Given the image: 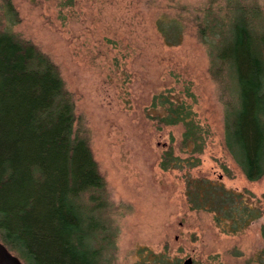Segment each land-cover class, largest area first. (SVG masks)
<instances>
[{"label":"rangeland","instance_id":"obj_1","mask_svg":"<svg viewBox=\"0 0 264 264\" xmlns=\"http://www.w3.org/2000/svg\"><path fill=\"white\" fill-rule=\"evenodd\" d=\"M9 1L16 18L8 29L48 56L73 99L76 127L111 205L105 217L113 246L104 254L111 264H155L140 248L164 253L169 264H264V178L248 182L224 147L231 82L226 74L212 79L209 48L194 21L225 0ZM245 3L261 12L255 25L264 37V0ZM4 10L0 0V17ZM161 17L182 23L180 45H164L155 28ZM160 95L189 105L207 131L195 168L159 167L169 148L189 156L179 149L182 127L156 119L165 114ZM187 176L242 193L260 217L236 233L223 231L211 213L189 207Z\"/></svg>","mask_w":264,"mask_h":264},{"label":"trees","instance_id":"obj_2","mask_svg":"<svg viewBox=\"0 0 264 264\" xmlns=\"http://www.w3.org/2000/svg\"><path fill=\"white\" fill-rule=\"evenodd\" d=\"M3 1L0 241L23 264H111L104 255L113 246L105 217L111 205L88 139L76 127L71 94L48 56L8 29L16 16L10 1ZM204 13L194 21L199 40L209 48V73L219 82L226 74L231 82L224 147L245 179L258 182L264 178V37L257 36L255 25L261 12L245 0H225V7L215 11L209 4ZM155 28L164 45L181 44V22L161 17ZM156 100L165 111L157 115L159 124L180 125L179 149L189 154L181 158L169 148L159 167H197L207 131L189 105L162 95ZM185 196L192 210L211 213L225 232L236 233L261 215L243 202L242 193L220 182L187 176ZM142 250L152 263L169 264L164 253Z\"/></svg>","mask_w":264,"mask_h":264},{"label":"water","instance_id":"obj_3","mask_svg":"<svg viewBox=\"0 0 264 264\" xmlns=\"http://www.w3.org/2000/svg\"><path fill=\"white\" fill-rule=\"evenodd\" d=\"M190 261H184V264H189ZM0 264H23L22 260L13 252H11L1 241H0Z\"/></svg>","mask_w":264,"mask_h":264}]
</instances>
